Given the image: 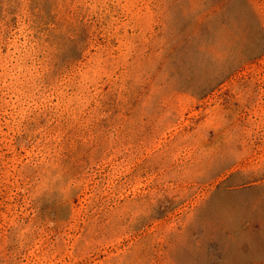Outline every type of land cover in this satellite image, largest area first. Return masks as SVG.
<instances>
[{
	"label": "rangeland",
	"instance_id": "obj_1",
	"mask_svg": "<svg viewBox=\"0 0 264 264\" xmlns=\"http://www.w3.org/2000/svg\"><path fill=\"white\" fill-rule=\"evenodd\" d=\"M0 264H264V0H0Z\"/></svg>",
	"mask_w": 264,
	"mask_h": 264
},
{
	"label": "trees",
	"instance_id": "obj_2",
	"mask_svg": "<svg viewBox=\"0 0 264 264\" xmlns=\"http://www.w3.org/2000/svg\"><path fill=\"white\" fill-rule=\"evenodd\" d=\"M177 6H179V4H178V5L176 4V7H177Z\"/></svg>",
	"mask_w": 264,
	"mask_h": 264
}]
</instances>
